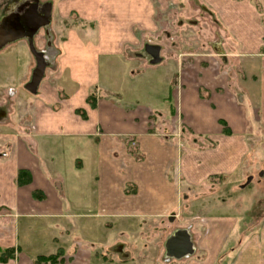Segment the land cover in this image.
Instances as JSON below:
<instances>
[{
  "label": "crops",
  "instance_id": "obj_1",
  "mask_svg": "<svg viewBox=\"0 0 264 264\" xmlns=\"http://www.w3.org/2000/svg\"><path fill=\"white\" fill-rule=\"evenodd\" d=\"M179 2H58V20L74 13L81 23L64 25L59 45L40 49L58 52L47 60L29 130L0 134L9 145L0 150V249L14 250L0 264H37L36 256L56 252L60 261L38 264H123L120 256L148 250L145 232L164 225L163 248L175 231L189 233L193 253L177 264H264V224L243 242L236 235L229 258L234 216L180 224L181 181L191 191L264 151V0H197L242 45L215 51L203 65L181 64L174 44L161 42L163 11ZM130 65L140 73L130 77ZM19 169L27 183L17 182Z\"/></svg>",
  "mask_w": 264,
  "mask_h": 264
},
{
  "label": "rangeland",
  "instance_id": "obj_2",
  "mask_svg": "<svg viewBox=\"0 0 264 264\" xmlns=\"http://www.w3.org/2000/svg\"><path fill=\"white\" fill-rule=\"evenodd\" d=\"M22 1L25 0H0V20L3 17L2 12H9L21 4ZM39 1L41 3L48 2L51 5V26L48 31L49 40L53 44L59 45V38L62 35L61 32L65 33L66 31L64 25L73 27L75 24H80L81 21L72 13L71 17H68L69 19L63 20L64 24L58 20L55 10L60 0ZM179 1L178 6L170 8L171 5H169V9L163 11L164 14H168L162 18L163 27L167 32L161 35V42L167 48L172 43L174 44V53L179 54L181 64L182 62H187V60L192 62L189 58H195V62L203 65L204 63H208V58H211V55L215 56V51L221 52L224 49L229 51L242 47L241 43L237 41V38L233 36V32L231 30H224L221 24L217 22L218 19L216 16L210 15L202 7V2H197V0ZM44 41L45 38L43 37L42 30H39L35 37V46L42 49ZM223 47L225 48L223 49ZM187 53L193 54L188 57L186 55ZM144 56L147 58L148 54L144 53ZM55 58L56 56H54ZM34 67V58L24 39L8 43L0 49V134L7 132H27L31 126L34 111H41L37 101V98L40 96V91L39 93L32 94L24 87L30 79ZM140 69L142 68H136L135 65H130V77L135 74L136 70H139V74ZM50 70L48 67L45 69L44 79L50 76ZM43 84L40 85V88ZM132 90L133 95L140 101L138 92L135 91V88H132ZM135 96L131 97L135 98ZM132 101L136 100L132 99ZM182 135L181 137H183L184 142H187L188 133L185 132L184 136ZM0 150L8 153V143H1ZM253 155L252 165L245 166L246 168L243 169L238 168L231 173L214 175L208 178V181L203 183L202 186L197 185L198 187L192 188L191 191L187 190L185 188L186 185L181 181L180 207L183 214L181 215L180 224H183L182 226L196 224L195 217L203 215L226 214L232 215L237 219L236 228L239 230L229 240V245L226 247L228 250L225 253L227 258L234 256L231 252L233 251L231 245L236 235H239V241L243 242L253 232H258L260 225L264 224V151H255ZM248 162L250 163V161ZM86 164L87 161L82 170L85 174V187L87 184L85 181H89L92 170V167ZM91 184L89 183L87 185V189L90 191L93 190L91 188L94 183ZM184 194H187L186 198L183 197ZM220 206L223 207L219 208ZM175 222L172 221L169 224L176 226L177 222ZM168 229L169 227L164 225L163 230L145 232L149 236L147 240L148 250L146 252L141 251L139 254L136 252H128L131 260L126 256H120V262H122V259H125L126 261L123 264H153V262L154 264H166L162 261V257L167 258L164 254L162 242L164 241L163 237L169 232ZM240 230L242 232H239ZM153 236L155 237L152 238ZM100 251L105 253V260L112 257L109 254L110 251L108 252L106 249H101ZM144 258L146 259L145 263L140 262ZM171 260L173 264L180 262L174 258Z\"/></svg>",
  "mask_w": 264,
  "mask_h": 264
},
{
  "label": "water",
  "instance_id": "obj_3",
  "mask_svg": "<svg viewBox=\"0 0 264 264\" xmlns=\"http://www.w3.org/2000/svg\"><path fill=\"white\" fill-rule=\"evenodd\" d=\"M33 1L27 10L21 11L22 6L26 2ZM38 0H25L16 8L6 12L0 20V49L8 43L14 42L19 39H25L35 60V67L31 72L28 82L24 85L25 89L30 93L35 94L37 87L44 75L47 61L45 60L44 53L37 49L34 45V36L37 31L49 26L51 21V5L46 4V9L43 13L38 11ZM153 55V49L150 50ZM166 255L174 258H181L191 251V241L189 234L185 230H178L174 232L165 242Z\"/></svg>",
  "mask_w": 264,
  "mask_h": 264
},
{
  "label": "trees",
  "instance_id": "obj_4",
  "mask_svg": "<svg viewBox=\"0 0 264 264\" xmlns=\"http://www.w3.org/2000/svg\"><path fill=\"white\" fill-rule=\"evenodd\" d=\"M87 101L89 103L90 106H94L95 104V98L93 95H89L87 98ZM78 113H80L81 115H83V110H77ZM248 173V172H247ZM245 174V172H244ZM29 181V175L27 170L25 169H19L17 172V182L19 184H24L27 183ZM37 194V192H35V195ZM38 195V194H37ZM14 250L12 248H7V249H0V261H5L8 257L13 256ZM60 252H56L54 254H50V255H38L36 256V263H55L60 261Z\"/></svg>",
  "mask_w": 264,
  "mask_h": 264
},
{
  "label": "flooded vegetation",
  "instance_id": "obj_5",
  "mask_svg": "<svg viewBox=\"0 0 264 264\" xmlns=\"http://www.w3.org/2000/svg\"><path fill=\"white\" fill-rule=\"evenodd\" d=\"M32 3H33V1L26 2V5L20 7V8H21V11H25V10H27L28 7H29L30 5H33ZM37 8H38V11H39L40 13H43L44 10L46 9V4H45L44 2H43V3L38 2V7H37ZM3 16H4V14H3ZM39 30H42L43 37L45 38L44 45H43V49H44L45 46H46L47 35H48L49 32H47V29H45V27H43V28H41V29H39ZM39 30H38V32H39ZM38 32H37V33H38ZM213 47L215 48V46H213ZM149 50H150V49H149Z\"/></svg>",
  "mask_w": 264,
  "mask_h": 264
}]
</instances>
